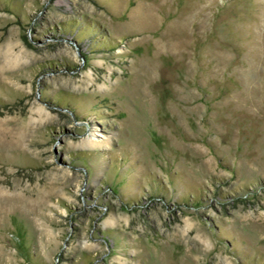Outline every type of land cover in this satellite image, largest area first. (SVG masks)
Here are the masks:
<instances>
[{"label":"rangeland","instance_id":"obj_1","mask_svg":"<svg viewBox=\"0 0 264 264\" xmlns=\"http://www.w3.org/2000/svg\"><path fill=\"white\" fill-rule=\"evenodd\" d=\"M0 264H264V0H0Z\"/></svg>","mask_w":264,"mask_h":264}]
</instances>
